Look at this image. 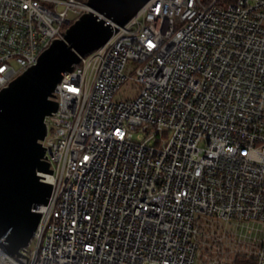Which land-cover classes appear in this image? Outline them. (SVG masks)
Segmentation results:
<instances>
[{
  "label": "built area",
  "instance_id": "built-area-1",
  "mask_svg": "<svg viewBox=\"0 0 264 264\" xmlns=\"http://www.w3.org/2000/svg\"><path fill=\"white\" fill-rule=\"evenodd\" d=\"M87 1L0 0V90ZM112 27L55 86L51 193L27 263L0 264H264V0H149Z\"/></svg>",
  "mask_w": 264,
  "mask_h": 264
},
{
  "label": "water",
  "instance_id": "water-1",
  "mask_svg": "<svg viewBox=\"0 0 264 264\" xmlns=\"http://www.w3.org/2000/svg\"><path fill=\"white\" fill-rule=\"evenodd\" d=\"M149 0H88V10L66 21L37 62L0 90V247L7 254L27 256V245L39 222L35 208L46 204L51 183L39 173H51L41 141L45 118L57 109L54 89L65 72L112 35V24L124 25Z\"/></svg>",
  "mask_w": 264,
  "mask_h": 264
},
{
  "label": "rangeland",
  "instance_id": "rangeland-1",
  "mask_svg": "<svg viewBox=\"0 0 264 264\" xmlns=\"http://www.w3.org/2000/svg\"><path fill=\"white\" fill-rule=\"evenodd\" d=\"M134 93L135 91L129 85H126L120 90L118 95L120 97L125 98V97L133 96ZM256 227L257 225L254 226V228ZM233 230L234 232H236L237 235L240 233L243 235L246 233V235H251L252 237H257L259 235V233L255 231V229L250 231V230H246L245 228L236 227V229L233 228ZM235 251L236 250H233L231 245L229 244L227 245L225 254H224L226 261H232L236 264H244L245 263V255H244L245 252H241L238 250L236 253Z\"/></svg>",
  "mask_w": 264,
  "mask_h": 264
}]
</instances>
